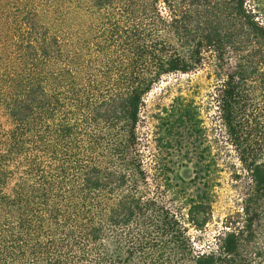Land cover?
Listing matches in <instances>:
<instances>
[{"label":"trees","instance_id":"16d2710c","mask_svg":"<svg viewBox=\"0 0 264 264\" xmlns=\"http://www.w3.org/2000/svg\"><path fill=\"white\" fill-rule=\"evenodd\" d=\"M253 3L0 0V264H264V7ZM59 7L72 31L40 21ZM206 65L244 177L240 209L204 241L214 161L200 109L178 96L160 111L149 167L137 128L152 86ZM178 161L193 166L190 183Z\"/></svg>","mask_w":264,"mask_h":264},{"label":"rangeland","instance_id":"374dc122","mask_svg":"<svg viewBox=\"0 0 264 264\" xmlns=\"http://www.w3.org/2000/svg\"><path fill=\"white\" fill-rule=\"evenodd\" d=\"M259 5H263L264 0H257ZM247 5L252 6L253 0H246ZM47 10V8L45 9ZM59 7L57 12L42 10L40 21L47 25L53 32H61L65 28L73 30L75 26L74 13L71 9ZM65 12V11H64ZM212 69L206 65L197 72L191 74H170L160 79L152 86L149 93L144 96L141 110V122L137 128L138 137L141 143L140 149L149 161L147 167L154 164L157 154V140L161 138L157 128V115L163 108H168L173 104L174 98L180 96L183 101H193V105L200 109L203 124L206 128V146L209 148L213 161L211 168V187L213 188V199L211 204V221L201 233L203 240L213 237L216 231L222 226V221L230 214H234L240 209L241 185L244 172L238 162L234 149L227 143V136L217 118L216 104L214 98V88L217 86L213 78ZM259 92L253 93L256 97ZM258 102L260 97L257 98ZM157 157V156H156ZM174 171L182 181L190 183L193 177V166L178 163L174 166ZM176 197H173L172 194ZM170 206H178L184 191L175 188L173 193L167 194ZM163 196V193H161ZM174 203H173V202ZM192 233H194L192 231Z\"/></svg>","mask_w":264,"mask_h":264}]
</instances>
